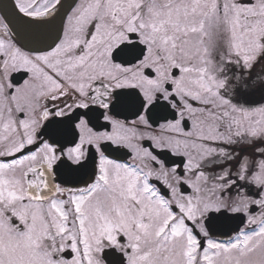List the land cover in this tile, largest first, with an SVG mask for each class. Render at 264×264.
<instances>
[{"label": "snow or ice", "instance_id": "1", "mask_svg": "<svg viewBox=\"0 0 264 264\" xmlns=\"http://www.w3.org/2000/svg\"><path fill=\"white\" fill-rule=\"evenodd\" d=\"M0 264H264V0H0Z\"/></svg>", "mask_w": 264, "mask_h": 264}]
</instances>
